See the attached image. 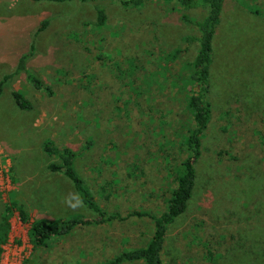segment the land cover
<instances>
[{"label": "rangeland", "instance_id": "1", "mask_svg": "<svg viewBox=\"0 0 264 264\" xmlns=\"http://www.w3.org/2000/svg\"><path fill=\"white\" fill-rule=\"evenodd\" d=\"M118 1L105 24L92 27L88 2L0 0V264H100L151 235L149 218L130 216L78 224L39 245L16 212L6 221L10 201L30 219L94 217L65 177L47 171L56 158L42 152L45 138L80 152L75 171L106 211L157 214L174 186L191 124L185 62L193 51H173L189 32L182 15L201 18L205 7ZM231 17L238 27H221L213 39L210 121L192 195L167 228L162 264H264V0H225L223 25ZM30 44L27 68L51 95L14 73ZM12 90L31 108L18 109Z\"/></svg>", "mask_w": 264, "mask_h": 264}, {"label": "trees", "instance_id": "2", "mask_svg": "<svg viewBox=\"0 0 264 264\" xmlns=\"http://www.w3.org/2000/svg\"><path fill=\"white\" fill-rule=\"evenodd\" d=\"M36 1V0H34ZM53 2L79 1L88 2L93 9V17L88 21L92 27H100L106 22L107 7L113 0H48ZM146 0H120L122 6H141ZM163 2H175L181 9H197L205 7V14L201 18L182 15V20L189 27V32L182 38L181 48L175 49L173 53L185 56V53L193 51L190 59L185 64L188 66L187 80L191 86L186 97V107L190 113L191 124L186 128L183 136L185 155L181 157L175 170L174 186L166 198L164 208L161 212L154 214L140 208H129L125 214L119 211H106L101 208L84 180L75 171V159L80 154L68 146L57 147L53 140L45 138L41 143L42 152L56 161L47 164L46 169L50 173L60 174L71 184L81 204L89 210L94 217H71L68 219H52L48 217H37L30 219L28 213L21 204L10 201L4 206L3 216L8 218L16 212L20 223H28L29 235L35 244H44L45 239L52 236H62L69 233L76 225H90L101 223H112L126 219L127 217H147L152 224V232L143 247L129 248L120 251L115 256L100 264H122L129 261H141L142 264H162V248L168 226L185 210L195 186L194 163L200 153V140L210 121L211 102L209 67L213 52V39L216 30L224 27L226 33L229 26L238 27L232 17L223 25V10L225 0H161ZM232 19V20H231ZM48 20H43L36 32L44 28ZM33 50L32 44L27 51L23 52L16 61L14 73H22L25 79L37 90L47 95L52 94L49 85L36 78L27 68L29 53ZM169 57V55H167ZM133 62L132 67L134 68ZM6 78V77H5ZM138 77L128 79L126 85L131 87ZM1 85V81H0ZM1 88V87H0ZM11 97L16 107L20 110L31 108L30 101L19 91L12 90ZM90 141V140H89ZM88 141V143H90Z\"/></svg>", "mask_w": 264, "mask_h": 264}, {"label": "clouds", "instance_id": "3", "mask_svg": "<svg viewBox=\"0 0 264 264\" xmlns=\"http://www.w3.org/2000/svg\"><path fill=\"white\" fill-rule=\"evenodd\" d=\"M73 208H75V205H72Z\"/></svg>", "mask_w": 264, "mask_h": 264}]
</instances>
